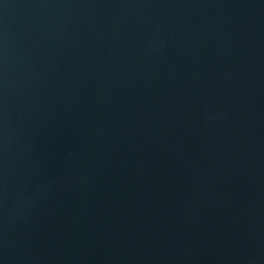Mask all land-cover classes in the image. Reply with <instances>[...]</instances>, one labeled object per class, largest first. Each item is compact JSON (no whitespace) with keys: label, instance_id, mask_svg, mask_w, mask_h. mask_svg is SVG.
I'll list each match as a JSON object with an SVG mask.
<instances>
[{"label":"water","instance_id":"obj_1","mask_svg":"<svg viewBox=\"0 0 264 264\" xmlns=\"http://www.w3.org/2000/svg\"><path fill=\"white\" fill-rule=\"evenodd\" d=\"M0 264H264V0H0Z\"/></svg>","mask_w":264,"mask_h":264}]
</instances>
